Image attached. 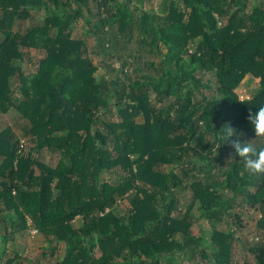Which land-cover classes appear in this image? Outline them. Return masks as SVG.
I'll return each instance as SVG.
<instances>
[{
  "label": "trees",
  "instance_id": "1",
  "mask_svg": "<svg viewBox=\"0 0 264 264\" xmlns=\"http://www.w3.org/2000/svg\"><path fill=\"white\" fill-rule=\"evenodd\" d=\"M145 1L0 0V115L16 112L36 146L23 156L0 133V264H22L6 244L29 222L44 252L63 244L56 264H236L243 208L264 237V0H163L161 14ZM25 50L43 55L27 75ZM177 193L191 197L183 213ZM247 251L243 264H264V238Z\"/></svg>",
  "mask_w": 264,
  "mask_h": 264
},
{
  "label": "rangeland",
  "instance_id": "2",
  "mask_svg": "<svg viewBox=\"0 0 264 264\" xmlns=\"http://www.w3.org/2000/svg\"><path fill=\"white\" fill-rule=\"evenodd\" d=\"M253 1V0H252ZM163 0H147L143 4V8L146 10L155 11L159 14L163 13V9L160 5ZM252 2H249L248 9L251 8ZM32 16L36 19H42L44 16L43 11H33L31 12ZM33 22V21H32ZM82 23H75L73 26V37L85 39L87 41L88 47H89V58L93 61L94 65L98 67L95 76L98 80H101V77L104 75L108 76L107 68L102 67L101 60H102V54L99 53L96 54V50L101 52L99 48H94V40L92 37H89L88 35H84L83 30L81 28ZM1 38V36H0ZM1 41V39H0ZM135 47V44H132L130 46L131 49ZM119 48V49H118ZM116 53H121V46H118ZM25 57L24 61L21 63L22 71L24 74H28L30 72H34L36 70V64L39 59L43 58V55L41 52H38L36 50H25ZM106 63H109L106 61ZM101 64V65H100ZM116 68H119V64L114 65ZM128 72L130 75H132L133 70L132 67H128ZM126 77L121 76V80L124 81ZM19 84L17 77L15 76L12 81V89L15 90L17 85ZM256 83L251 82L248 80V78H244V80L241 82L240 87L235 90V92L239 95V98H245L250 95V92L255 88ZM112 112L115 114V111L112 110ZM108 119L115 120V116L113 114L108 113L106 115ZM25 121L20 119L19 115L14 111H9L8 113H5L3 115H0V133L3 131H9L13 138L18 141L16 152L18 154H21L25 156L27 153H29V150L32 148L36 149V146H34V143L31 141V137L26 136V132L24 131ZM259 139H261L264 142V131L260 132ZM259 141V140H258ZM33 154L34 158H36L38 161L43 162L45 165L49 167H55V165L58 162V156L54 153H51L47 149H42L38 151L37 153L31 152ZM107 179L111 181L112 176L111 175H105ZM117 178L113 177L112 183L116 184ZM178 204L176 205V209L179 211V213H183L185 209L187 208L188 204L191 202V197L189 193L179 194L177 193ZM129 204L127 201L123 200L121 202L117 203V210L119 214H124V212L127 210ZM235 211H239L238 208L235 209ZM260 217V214L255 209H248L243 208V211L241 212V220L243 222V228L241 230H238L237 233V239L239 241L234 242L233 250H232V260L236 264H243L244 262H253L252 256L248 253L247 248L251 245L254 246L256 244H259L262 242V239L264 238L261 232L257 229V221ZM79 218H76V224H79ZM232 220L226 219L221 224V229L223 231H226L228 227L232 228L233 230H236L237 228L233 226ZM29 225L31 223L29 222ZM32 226V225H31ZM204 231L206 234L205 240H209V231L210 227L206 222L203 221H197L196 226L194 227L195 233H200V229ZM10 237V236H9ZM12 238L7 242V246H10L9 249L10 255L9 257H13L14 253H16L19 257V259H16L17 262H20L22 264H56V261L59 257L64 255V246L63 244L58 246V249L55 251L54 256L51 255L50 251L44 252L41 247L46 246V244L41 240V236L38 235V232L32 228L28 229L25 233L20 235H11ZM247 243V244H245ZM12 245V246H11ZM42 253L45 254V256H42ZM178 264H192L191 262L183 261Z\"/></svg>",
  "mask_w": 264,
  "mask_h": 264
},
{
  "label": "built area",
  "instance_id": "3",
  "mask_svg": "<svg viewBox=\"0 0 264 264\" xmlns=\"http://www.w3.org/2000/svg\"><path fill=\"white\" fill-rule=\"evenodd\" d=\"M249 97H245V99H248ZM242 99H244V98H242Z\"/></svg>",
  "mask_w": 264,
  "mask_h": 264
},
{
  "label": "clouds",
  "instance_id": "4",
  "mask_svg": "<svg viewBox=\"0 0 264 264\" xmlns=\"http://www.w3.org/2000/svg\"><path fill=\"white\" fill-rule=\"evenodd\" d=\"M29 227H30V228H32V226H31V225H29Z\"/></svg>",
  "mask_w": 264,
  "mask_h": 264
}]
</instances>
